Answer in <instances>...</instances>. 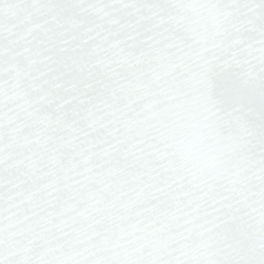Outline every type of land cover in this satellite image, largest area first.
I'll return each instance as SVG.
<instances>
[{"label": "snow or ice", "instance_id": "6c2138e0", "mask_svg": "<svg viewBox=\"0 0 264 264\" xmlns=\"http://www.w3.org/2000/svg\"><path fill=\"white\" fill-rule=\"evenodd\" d=\"M0 264H264V0H0Z\"/></svg>", "mask_w": 264, "mask_h": 264}]
</instances>
